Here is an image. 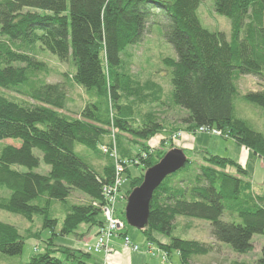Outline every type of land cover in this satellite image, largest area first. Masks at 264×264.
I'll use <instances>...</instances> for the list:
<instances>
[{
	"label": "trees",
	"instance_id": "trees-1",
	"mask_svg": "<svg viewBox=\"0 0 264 264\" xmlns=\"http://www.w3.org/2000/svg\"><path fill=\"white\" fill-rule=\"evenodd\" d=\"M205 1L0 0V144L19 142L0 146V211L29 223L41 217L42 228L54 231L58 223L54 203L66 204L75 191L86 201L71 203L59 235L81 236L76 234L81 225L97 231L103 227L102 189L115 175L113 162L98 150L108 128L141 142L144 150V142L164 135V126L153 113L138 120L135 105L121 103L123 92L131 97L140 90L139 82L121 70L123 57L151 33L149 18L155 13L165 23L163 37L175 55L162 61L171 86L167 106L185 112L183 122L190 131L215 128L264 164V135L235 110L240 102L264 113V0H213L214 13L229 22V41L222 32H210L200 24L197 12ZM39 49L72 66V80L65 75L66 81L87 96L78 117L63 113L66 83L48 84L38 78L44 69ZM240 76L259 80L261 89L240 94ZM150 87L152 102L162 103L160 87ZM76 146L92 154L97 151L108 164L100 170L87 165L75 154ZM118 148L120 160L129 157L136 166H144L143 172L166 153L153 155L148 148L147 158L141 159L127 155L120 142ZM41 163L48 167L46 174L35 172ZM124 174L126 199L142 183L144 173ZM116 215L125 223L127 236L124 212ZM178 218L208 223L216 243L247 255L253 250L252 238L264 237V193H255L246 167L204 153L201 161L187 158L184 168L159 185L147 225L139 231L146 243L168 258L176 254L180 264L210 254V244L173 235ZM31 233L0 221V254L20 255L27 238H38ZM89 259V253L50 241L27 264H87ZM255 264H264V245Z\"/></svg>",
	"mask_w": 264,
	"mask_h": 264
},
{
	"label": "rangeland",
	"instance_id": "rangeland-1",
	"mask_svg": "<svg viewBox=\"0 0 264 264\" xmlns=\"http://www.w3.org/2000/svg\"><path fill=\"white\" fill-rule=\"evenodd\" d=\"M197 16L200 24L205 29L210 32H222L225 34L227 41L230 40L229 22L224 17L214 13L213 0H206L200 6ZM149 19V22L152 23L151 33L147 35L141 43L132 46L127 50L125 54L126 56L123 57V67L121 69L123 72L130 75L132 79L137 80L140 85V90L137 93V96L131 94V97H129L128 92H123L121 103L124 105H135V119L143 120L148 116V113L151 112L157 117L158 123H161L164 126V135H158L143 143V145H145V150L150 148L149 152L151 153L153 151V155H155L159 151L167 153L170 148L178 149V147H183L182 149L184 151H182L184 152L185 157L191 161H201L204 153H207L209 155L241 163L242 159H240L239 155L240 146H238L233 140L225 139L226 137L224 135H221V137H214L204 133H198L196 130L190 131L188 126L183 122L186 117L185 112L167 106L171 101V86L162 61L165 58L174 59L175 55L171 48L166 44L163 37L165 32L164 21L156 13L151 15ZM38 60L44 63V69L39 74L38 78L48 84L66 83L67 104L63 113L73 118L78 117L87 102V96L82 88L74 85L71 81H66L65 75H68V79L72 80V66L69 63L59 62L57 58L50 53L40 49L38 50ZM260 83L259 80L253 77L240 76L238 80L239 92L244 95L248 92L258 91L262 87ZM154 84L160 87L163 92L161 99L162 103L152 102L150 93L153 92L151 91L152 87H150V85L152 86ZM5 94L9 98H19L16 94ZM235 110L238 116L246 118L251 122H255L257 125L252 122L254 127L264 135V113L261 110L252 105H246L240 102L235 103ZM119 135L120 134L117 133L115 129L113 130L111 127L108 128V134L102 139V143L99 145V152L103 153L104 157H108V159L113 162L114 166L116 160L117 162H122L124 170H129L132 177H141L143 175L142 173H145L143 172L145 169L144 166H136L133 163V160H128L129 157L120 160L118 146L120 142L123 148L127 149V155L131 157L140 155L139 158L142 156L141 159H146L147 157L144 152L145 150L142 148V143L136 142L133 138L124 134L120 135L121 139L119 140ZM13 143L16 146L19 145V142L17 141H5L2 142L0 146L14 145ZM104 149L108 152L104 153ZM112 152L116 153V160L111 157ZM35 154L39 155L36 151ZM75 154L84 163L89 166L93 165L98 170H100L103 165L108 164L106 163L108 162V159L99 156L100 154L97 151L92 154L84 151L81 146H76ZM135 159L137 160L138 158ZM247 160L248 162L245 166L250 174L255 193H264V165L262 167L259 160H254L252 157H248ZM243 162L245 161L243 160ZM19 170L24 171L23 168H19ZM35 172L38 174H46L48 172V167L41 163L40 168L35 170ZM230 172L234 173V170L230 169ZM122 178L125 180L124 173L122 174ZM127 186L128 183L125 180L120 189L121 195H123V190L127 189ZM85 201L86 198L83 194L74 191L71 193L66 204L54 203L53 209L56 210V214H53V218L58 220L54 231L42 228L41 217L35 216L32 222L29 223L20 216L0 211V221L16 226L21 232L29 229L31 230L32 235L38 234V238H27L25 240L20 255L9 257L0 254V264H27L35 252H43L44 248H46L50 241H52L55 246L87 253L86 242L89 241L88 244L90 246L96 243V228H88L85 225H81L76 230V234H81V236L59 235L62 219L71 203L78 204L84 203ZM125 206V201H118L116 203L115 208L119 216H121V212H124ZM126 234L131 243L139 248V251L133 252L135 264H180L179 257L176 254H173L170 259L165 254L161 255L154 245L152 249L149 250V244L145 242V239L139 230L129 227L126 230ZM173 235L180 237L181 239L196 240L201 243H207L213 247L210 254L204 257L193 258L190 264H231L233 262L255 264L261 257V248L264 245V237L254 236L252 238V252L247 255H237L228 246L216 243L212 239L208 223L187 218H178L175 221ZM113 239H120L118 243H120L121 246L123 244L122 238H112L109 244L113 251L108 255H104L105 259L114 253V249L111 246ZM161 240H164V238ZM115 249H119V247L116 245ZM89 254L90 259L87 264H100L96 259L101 253Z\"/></svg>",
	"mask_w": 264,
	"mask_h": 264
},
{
	"label": "built area",
	"instance_id": "built-area-1",
	"mask_svg": "<svg viewBox=\"0 0 264 264\" xmlns=\"http://www.w3.org/2000/svg\"><path fill=\"white\" fill-rule=\"evenodd\" d=\"M198 133H204L214 137H221L222 133L215 128L201 127L196 130ZM104 153L108 151L103 150ZM111 157L116 160V153L112 152ZM115 175L114 180L111 185L105 186L102 189L104 196V205L101 207V214L104 221L102 228L98 229L96 233V243L89 245L88 241L86 242L87 253L99 254L103 253L104 255L110 254L113 250L110 247V240L115 237L122 238L123 248L130 250L132 252L139 251V248L136 245H133L129 238L125 236V223L120 220L116 215V203L126 202V199L121 195V188L125 182L122 178L124 173V168L122 162L115 161ZM152 245L149 244V250L152 249Z\"/></svg>",
	"mask_w": 264,
	"mask_h": 264
},
{
	"label": "water",
	"instance_id": "water-1",
	"mask_svg": "<svg viewBox=\"0 0 264 264\" xmlns=\"http://www.w3.org/2000/svg\"><path fill=\"white\" fill-rule=\"evenodd\" d=\"M186 161L184 152L174 148L145 171L142 183L134 188L126 198L124 216L129 227L136 230H142L146 227L154 191L165 178L184 168Z\"/></svg>",
	"mask_w": 264,
	"mask_h": 264
},
{
	"label": "crops",
	"instance_id": "crops-1",
	"mask_svg": "<svg viewBox=\"0 0 264 264\" xmlns=\"http://www.w3.org/2000/svg\"><path fill=\"white\" fill-rule=\"evenodd\" d=\"M182 148L178 147V149L183 150ZM190 149H191V146H190ZM239 155H240V159H242V161H241V163L239 162L238 164H240L244 167H246L245 165L248 162V160H247L248 157H252L254 160H259L262 167L264 165L259 158L251 155V153L243 147L239 148ZM243 160L245 162H243ZM119 240L120 239H113L112 240L111 246L114 249V253L112 255H110L107 259H105L103 253H101V255H98L96 260L100 264H105V263L106 264H135L134 259H133V252L130 250L124 249L123 246H121V244L118 243ZM114 245H115V247L117 245L119 247V249H115ZM159 253H161V252H159ZM161 255H162V253H161Z\"/></svg>",
	"mask_w": 264,
	"mask_h": 264
}]
</instances>
